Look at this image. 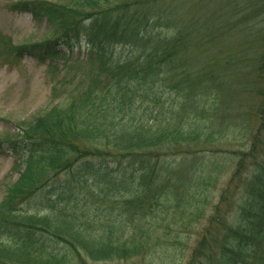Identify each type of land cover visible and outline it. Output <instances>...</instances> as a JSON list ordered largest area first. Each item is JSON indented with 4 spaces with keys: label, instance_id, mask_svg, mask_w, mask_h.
<instances>
[{
    "label": "trees",
    "instance_id": "16d2710c",
    "mask_svg": "<svg viewBox=\"0 0 264 264\" xmlns=\"http://www.w3.org/2000/svg\"><path fill=\"white\" fill-rule=\"evenodd\" d=\"M58 7L12 5L55 27L16 55L84 43L96 72L0 140L23 161L0 201V264H148L159 251L264 264V0ZM82 188L92 196L70 198Z\"/></svg>",
    "mask_w": 264,
    "mask_h": 264
},
{
    "label": "rangeland",
    "instance_id": "374dc122",
    "mask_svg": "<svg viewBox=\"0 0 264 264\" xmlns=\"http://www.w3.org/2000/svg\"><path fill=\"white\" fill-rule=\"evenodd\" d=\"M23 1L30 2L34 7L41 4L45 6L47 3L57 9L58 5L67 3L68 0H43L45 4L40 0H0V140L8 135L20 140L22 123L50 107L65 106L83 91L97 67V62L90 63L88 60L84 43H76L71 48L59 45L56 54L42 62L26 53L17 56L15 47L38 44L52 35L55 29L49 28L46 18L34 20L29 12L11 8L13 4ZM51 25L54 26V23ZM125 53L126 50L123 51L121 47H113L109 59ZM0 148L1 201L19 177L23 161L18 153L10 151L3 144ZM69 177L62 172L56 180L62 183ZM73 184L72 189L79 185L75 180ZM80 191L74 189L70 198L82 201L91 195L87 188ZM97 197L94 195L92 200H100ZM192 235L181 234L184 238L190 236L189 240L193 239ZM170 259L168 252L163 256L159 251L148 264H171Z\"/></svg>",
    "mask_w": 264,
    "mask_h": 264
}]
</instances>
